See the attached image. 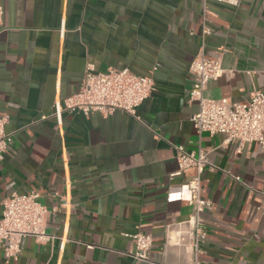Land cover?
<instances>
[{"label": "crops", "instance_id": "1", "mask_svg": "<svg viewBox=\"0 0 264 264\" xmlns=\"http://www.w3.org/2000/svg\"><path fill=\"white\" fill-rule=\"evenodd\" d=\"M237 1L0 0V114L12 135L0 158V214L6 197L36 191L54 237L24 238L8 264H191V245L174 238L192 209L166 195L195 170L170 177L175 146L201 149L209 162L200 175L201 197L212 203L200 260L264 264V153L197 135L190 122L198 105L188 68L200 51L225 69L205 98L243 103L264 93V0ZM87 65L152 76L138 119L62 112L56 123V102L77 91ZM136 232L152 237L148 263L125 255Z\"/></svg>", "mask_w": 264, "mask_h": 264}, {"label": "built area", "instance_id": "2", "mask_svg": "<svg viewBox=\"0 0 264 264\" xmlns=\"http://www.w3.org/2000/svg\"><path fill=\"white\" fill-rule=\"evenodd\" d=\"M232 6H237V0H217ZM3 9L0 4V26ZM210 30L203 22L201 33L209 34ZM188 72L192 77V87L189 91V101L198 105V110L190 118L197 135L217 134L224 136V143H236L238 146L256 144L264 153V93L253 92L248 101L231 102L226 98L219 100L207 99L204 91L209 82L217 80L224 73L220 57L208 58L201 51L189 64ZM154 90L151 75H138L127 68H108L95 71L87 65L80 85L75 93L59 100L55 104L53 116L56 123L61 124L62 112L81 113L90 116L99 113L103 117L114 112H123L138 119L137 108ZM8 116L0 114V158L5 154L12 135L5 131ZM177 170L170 177L180 176L189 169L195 170V175L180 187L167 192V201L185 202L191 207L192 213L185 225L188 228L179 232L174 240L177 245L192 247L191 264H204L199 255L200 245L206 238L202 214L211 210L209 199L201 197L200 175L209 166L207 154L203 150L187 152L181 146H175ZM238 180V178H236ZM46 207L40 201L36 191L24 194H11L1 203L0 214V249L3 252V264L16 260L20 253L24 238H34L44 244L54 239L46 232ZM132 251L125 255L137 262L148 263L152 237L149 234L136 232L130 236ZM169 239L168 236H166Z\"/></svg>", "mask_w": 264, "mask_h": 264}]
</instances>
